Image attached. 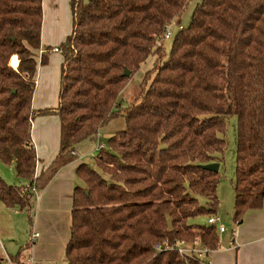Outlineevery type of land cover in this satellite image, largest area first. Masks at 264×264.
<instances>
[{"label": "trees", "instance_id": "obj_1", "mask_svg": "<svg viewBox=\"0 0 264 264\" xmlns=\"http://www.w3.org/2000/svg\"><path fill=\"white\" fill-rule=\"evenodd\" d=\"M187 2L70 0L72 30L56 48L58 104L35 111L42 0H0V162L24 183L0 177L6 208L28 212L35 193L75 159V146L113 119L125 122L92 158L94 169L76 170L65 264H200L177 247H218L215 226L188 220L214 214L219 171L204 166L222 161L228 116L236 117L232 221L262 206L264 0H201L166 54L158 43ZM152 56L148 86L143 78L137 99L118 108L126 82ZM37 115L60 122L58 153L39 173L31 142ZM21 251L12 264H23Z\"/></svg>", "mask_w": 264, "mask_h": 264}, {"label": "crops", "instance_id": "obj_2", "mask_svg": "<svg viewBox=\"0 0 264 264\" xmlns=\"http://www.w3.org/2000/svg\"><path fill=\"white\" fill-rule=\"evenodd\" d=\"M71 30L70 0H42L40 47L34 51L35 89L31 98V107L35 111L55 108L58 104L63 57L56 48L65 41ZM41 56H46L45 63L40 62ZM59 138L58 117H34L31 122V142L37 158V173L57 155ZM97 138L98 133L93 139L75 146L72 152L75 159L60 168L46 187L35 193L28 214L6 208L0 202V253L6 264H12L10 253L15 252L14 256L19 250H22L23 263L30 259L34 264H65L73 190L81 185L76 170L85 163L83 161L96 155L99 144ZM215 208L219 210L221 206ZM31 210L33 221L29 227H23V233L19 235L20 226L17 219L15 223V218L17 215L27 217ZM218 217L221 222L220 215ZM33 234H37V237L32 238ZM221 234L222 238L218 235V247L206 260L208 264H264V199L261 208L246 212L239 224L231 220L228 236L224 237L225 229Z\"/></svg>", "mask_w": 264, "mask_h": 264}, {"label": "rangeland", "instance_id": "obj_3", "mask_svg": "<svg viewBox=\"0 0 264 264\" xmlns=\"http://www.w3.org/2000/svg\"><path fill=\"white\" fill-rule=\"evenodd\" d=\"M87 1V0H85ZM201 0H188L187 5L183 9L182 13L177 16L168 26L171 38L175 35L179 28H187L190 24L191 17L193 14L194 9L200 4ZM169 40L161 39L158 43L161 48L165 49L166 54L170 48ZM164 52V51H163ZM155 63V56H152L147 59V61L142 64L137 72H135L126 82L124 89L119 94L118 97V108H125L131 102L137 99L139 92L141 90L140 86L142 84L143 78L146 79L145 85L148 86L150 79L152 78V70ZM226 123V132H225V141L226 147L224 150V154L222 157V161L220 163L219 168V185L217 187V201L216 205L221 206L218 208H214V214L211 216L200 215L193 217L188 220L189 224H195L199 226L207 225V221L212 216L220 215L221 218V226L226 230V234L224 237L228 236L232 215H233V204H234V178H235V146H236V117L235 116H228L225 118ZM125 129V122L124 118L118 117L109 121L106 125L101 127L98 130V141L99 143L105 146L106 141L115 133L122 131ZM98 152V151H97ZM97 154V153H96ZM91 168L94 169L92 165V159L88 158L85 161ZM0 177L3 179L8 185H13L15 187H19L24 185L23 182L16 179L14 170L11 167L5 166L0 162ZM34 201V200H33ZM201 203L204 204V201L201 200ZM18 211V210H17ZM219 212V213H218ZM28 214V212L25 211ZM27 215V217H21L17 215L15 218L18 221V225L20 226L18 230L19 235L23 233L21 230L23 227L30 226V223L33 221V210ZM220 238L223 237L221 233L218 232ZM9 253V251H7ZM15 252H11L10 254H14ZM17 254V253H16ZM15 254V255H16Z\"/></svg>", "mask_w": 264, "mask_h": 264}, {"label": "built area", "instance_id": "obj_4", "mask_svg": "<svg viewBox=\"0 0 264 264\" xmlns=\"http://www.w3.org/2000/svg\"><path fill=\"white\" fill-rule=\"evenodd\" d=\"M171 38V33L169 28H166L165 33L163 34V39L169 40ZM104 148L103 144H98L96 147V150L99 151ZM220 223V219L218 216H212L208 219L207 224L208 225H213L217 228L219 233L224 232V228L222 226H218ZM218 226V227H217ZM37 237V234H33L32 238ZM157 251H159L161 248L159 245L155 247ZM177 252L181 256H186V257H192L196 256L200 260V264H208L206 261L210 255L212 254V251L204 248H200L197 244H194L192 246H179L177 247ZM23 264H34L32 260L27 259Z\"/></svg>", "mask_w": 264, "mask_h": 264}, {"label": "water", "instance_id": "obj_5", "mask_svg": "<svg viewBox=\"0 0 264 264\" xmlns=\"http://www.w3.org/2000/svg\"><path fill=\"white\" fill-rule=\"evenodd\" d=\"M123 75L125 77H128L130 74H129V72L125 71L123 73ZM204 169H207V170H210V171H213V172H218L219 171V164H217V163H211V164L205 165L204 166Z\"/></svg>", "mask_w": 264, "mask_h": 264}, {"label": "bare ground", "instance_id": "obj_6", "mask_svg": "<svg viewBox=\"0 0 264 264\" xmlns=\"http://www.w3.org/2000/svg\"><path fill=\"white\" fill-rule=\"evenodd\" d=\"M18 61H17V58L14 56V57H12L11 58V60H10V64H11V66L13 67V68H15L16 66H17V63Z\"/></svg>", "mask_w": 264, "mask_h": 264}]
</instances>
